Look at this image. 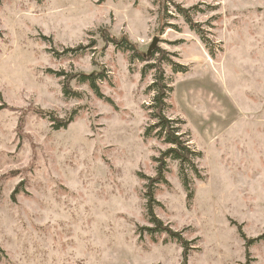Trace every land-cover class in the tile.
<instances>
[{"label": "rangeland", "instance_id": "374dc122", "mask_svg": "<svg viewBox=\"0 0 264 264\" xmlns=\"http://www.w3.org/2000/svg\"><path fill=\"white\" fill-rule=\"evenodd\" d=\"M172 1L0 0V264H264V0ZM103 31L167 53L164 114L196 154L165 159L153 215L187 249L146 196L171 147L161 53Z\"/></svg>", "mask_w": 264, "mask_h": 264}, {"label": "trees", "instance_id": "16d2710c", "mask_svg": "<svg viewBox=\"0 0 264 264\" xmlns=\"http://www.w3.org/2000/svg\"><path fill=\"white\" fill-rule=\"evenodd\" d=\"M160 7L161 10V14H162V18L163 19H167L169 18L168 16V3L169 2H173L172 0H155ZM169 1V2H168ZM176 8L178 9L179 13H181L188 22L191 23V18L189 17V15H187L186 11H184V9H181L179 6L176 5ZM164 27L167 28H172L173 25L169 24L167 21L164 24ZM102 37L106 42H109L113 45H115L117 48H120L122 50H127L132 52V57L134 59H138L140 61H150L151 59L155 58L156 54H160L161 53V57H158L156 59V62L154 65H152L156 70V80L154 82V89L156 91V96L154 98V104L152 105L153 109H154V117L157 118L158 122L157 125L160 128L159 131V136L160 137H164V140L167 144H169L171 147L164 152L161 157L158 159V163H159V167L157 169L158 173L157 176L155 178H150L149 179V184L147 186L148 192L146 194V196L148 197V210H149V214L153 217L152 221L155 224L154 227V231H162V232H166L171 238L173 239H177L186 249L188 248V243L186 241H184V239L182 238V236L179 233H175L174 231H172L169 227H166L163 225V223L157 219L154 215H153V205L155 203L154 200V184L155 183H159L163 180L164 177V171H165V167H166V161L165 159L167 157H170L174 160H178L182 165L189 163H192V157L196 154L193 153L186 145V142L182 140L181 135H179V129H176L175 126V121L169 119L168 117L165 116L164 114V110L166 108V102L165 99L167 97V93L169 91V87L166 84L165 81V71L160 67L162 64V62L164 60H168L165 59V55H167V53H165L163 51H160L159 49H155L152 51V53L150 55H148L147 53H143L141 51H139V49L137 48L136 45H134L133 43H131L126 37H122V38H116V37H112L110 36V34L107 31H103L102 32ZM93 46V45H89L87 47H83L80 46L76 49H72V50H67V52H79L80 50H85L86 48ZM170 61V60H169ZM173 68L175 71H184V67H179L176 64H173ZM61 75V74H60ZM103 75L100 76H96L95 74L92 75H84L83 76V80H90L91 82H93V84L96 82L97 78H101ZM69 82H67L68 84ZM66 84V89H65V93L67 95H71V96H76L77 93L75 91H72L69 84ZM95 87V86H94ZM36 113L40 114V115H50L51 120L55 123L54 126L57 130L62 129V128H66L72 121H73V114L71 115L70 118L66 119V120H59L57 117H55L52 113H45L41 110H36ZM243 238H245V236L242 234ZM263 236L254 239V240H248L247 244H253L254 242L262 239ZM185 256H186V251H185Z\"/></svg>", "mask_w": 264, "mask_h": 264}, {"label": "water", "instance_id": "95a60500", "mask_svg": "<svg viewBox=\"0 0 264 264\" xmlns=\"http://www.w3.org/2000/svg\"><path fill=\"white\" fill-rule=\"evenodd\" d=\"M157 43H158V39L157 38L152 41V44L150 45V47H149V49L147 51L148 55H150L152 53V51L157 48Z\"/></svg>", "mask_w": 264, "mask_h": 264}]
</instances>
